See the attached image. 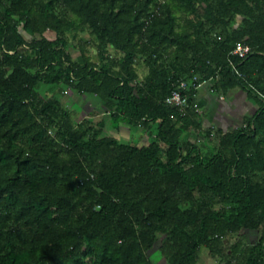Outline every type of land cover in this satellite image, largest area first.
I'll list each match as a JSON object with an SVG mask.
<instances>
[{
  "label": "trees",
  "instance_id": "1",
  "mask_svg": "<svg viewBox=\"0 0 264 264\" xmlns=\"http://www.w3.org/2000/svg\"><path fill=\"white\" fill-rule=\"evenodd\" d=\"M73 28L95 36L99 64L65 49ZM236 42L250 52L231 54ZM107 45L121 57L105 60ZM194 75L258 104L205 154L182 138L196 112L163 103ZM40 83L96 95L131 128L158 122L164 158L102 121L74 126ZM260 225L225 264H264V0H0V264H153L157 243L167 264H196L201 247L222 256L223 237Z\"/></svg>",
  "mask_w": 264,
  "mask_h": 264
},
{
  "label": "rangeland",
  "instance_id": "2",
  "mask_svg": "<svg viewBox=\"0 0 264 264\" xmlns=\"http://www.w3.org/2000/svg\"><path fill=\"white\" fill-rule=\"evenodd\" d=\"M179 23H182V20H178ZM78 24V22H77ZM77 26V25H76ZM45 36L50 39L55 38V33L53 31H46ZM65 39L67 44L65 49L68 50L73 58H77L81 61L80 50L82 48L83 53L87 56L92 62L100 63L101 58L97 49V39L95 36L90 35L88 30H78V29H68L65 32ZM121 57L119 51L115 50L111 45H107L105 48L104 59L116 61ZM137 63L140 65L136 70L140 74L139 79H142L147 73V67L144 65L141 58H138ZM59 65L56 64L55 68H59ZM37 91L41 98H56L62 107L69 112L71 122L74 126H81L85 128L88 125V122L95 124L105 118L106 121L105 127L103 128V135H109L112 131H118L122 135L121 140H128L131 144H136L138 146L148 144L150 142L156 141L158 146L159 155L164 158V148L165 146L160 143L156 138V133H153L150 129L144 130L142 127L131 128L125 124L120 119H113L110 114L103 116V113H106L105 107L102 105L101 101L96 95L86 93V92H77L71 87H68L65 84H60L58 86L40 83L37 86ZM199 113H196V116ZM137 131L136 138L132 135V132ZM143 130V133L141 132ZM144 135V136H143ZM110 136V135H109ZM140 136V137H139ZM198 136V135H197ZM196 135L190 136L192 139L196 140ZM144 137V139H142ZM197 140L201 141L202 136ZM205 139V138H204ZM217 139V136L211 139V142ZM145 143V144H144ZM213 149V146L211 147ZM214 148H216L214 146ZM256 179H260L261 174L255 175ZM215 208H219L220 205H214ZM263 230V225L259 227H246L243 228L238 233H230L227 236L222 238V256H211L208 252V249L201 247L198 254V259L196 264H225L227 260V254L230 252V247L236 240H240L244 246H249L252 243L256 242ZM159 243L151 249L148 254L153 264H167L163 256L161 255L158 249Z\"/></svg>",
  "mask_w": 264,
  "mask_h": 264
},
{
  "label": "crops",
  "instance_id": "3",
  "mask_svg": "<svg viewBox=\"0 0 264 264\" xmlns=\"http://www.w3.org/2000/svg\"><path fill=\"white\" fill-rule=\"evenodd\" d=\"M139 65V63L136 64L137 67ZM137 74L140 77L138 72ZM212 85L213 78H209L207 82L195 90L193 98L198 105V111L195 112L199 113L195 117L197 127H191L182 137L183 139L195 143L203 154L213 150L214 146L216 147L220 135L224 134L226 131L243 126L246 119L250 118L258 109L257 102L241 88L236 86L223 92L222 90L212 88ZM105 112L103 116L107 113L109 114L108 111ZM104 119L105 118H102V120L99 119V121H102L105 127L106 121ZM157 124L158 122H152L146 128L143 126L138 127H142L144 130L148 128L153 133H156ZM136 132L135 130L132 132L134 139L136 138ZM141 132L143 133V130ZM109 135L120 142L131 144L128 140H121L120 137H122V135L118 133V131H112ZM192 135H198L196 140L190 137ZM200 136H202V139L198 142L197 140H200ZM216 136L217 139L211 142V139ZM142 139H144V137H142ZM212 146L213 149L211 148Z\"/></svg>",
  "mask_w": 264,
  "mask_h": 264
},
{
  "label": "built area",
  "instance_id": "4",
  "mask_svg": "<svg viewBox=\"0 0 264 264\" xmlns=\"http://www.w3.org/2000/svg\"><path fill=\"white\" fill-rule=\"evenodd\" d=\"M250 52V47L236 42L233 44L231 54L243 57ZM208 79L199 81L198 76H193L187 80H181L176 83L170 94L163 99V103L175 108L180 115H185L189 109L198 111V105L195 100H190L188 93L191 90H197L199 86L207 82ZM243 126H245L243 124Z\"/></svg>",
  "mask_w": 264,
  "mask_h": 264
}]
</instances>
